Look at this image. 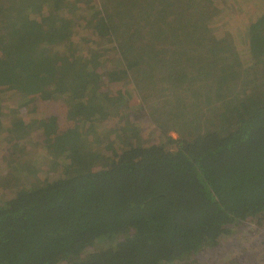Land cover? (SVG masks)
<instances>
[{
	"label": "trees",
	"instance_id": "1",
	"mask_svg": "<svg viewBox=\"0 0 264 264\" xmlns=\"http://www.w3.org/2000/svg\"><path fill=\"white\" fill-rule=\"evenodd\" d=\"M98 1L0 0V87L22 99H60L73 122L65 140L48 150L51 159L65 160L58 174L21 188L14 183L0 198V264H194L196 254L216 247L234 225L264 214L260 85L227 105L216 128L199 131L189 122L178 139L145 144L131 118L109 127L107 139L95 130L127 113L128 94L111 93L106 82L126 77L141 62L140 52L163 59L201 46L205 27L227 0ZM252 19L247 50L259 60L264 11ZM77 27L91 31L95 47L81 50L85 38L74 40ZM103 38L113 43L117 64H110ZM224 83L236 94L220 74L218 85ZM37 121L32 125L47 144L57 119ZM13 125L0 120V132L22 130L24 120ZM9 165L18 180L35 171L17 157Z\"/></svg>",
	"mask_w": 264,
	"mask_h": 264
},
{
	"label": "rangeland",
	"instance_id": "2",
	"mask_svg": "<svg viewBox=\"0 0 264 264\" xmlns=\"http://www.w3.org/2000/svg\"><path fill=\"white\" fill-rule=\"evenodd\" d=\"M96 2L100 4V1ZM227 3L219 17L210 21L209 28L205 27L206 39L201 46L182 55H165L163 59L140 52L139 59L143 56L141 62L128 69L126 77L113 83L106 82V88L111 93L120 94L123 90L130 99L123 106L127 113L99 123L100 126L95 128L97 133L102 134V139L112 136L111 132L104 134L109 127L118 129L127 118L137 121L139 136L145 144L160 143L167 136L178 139L181 137L179 131L186 132L189 129V122H193L199 131L213 129L221 121L227 105L234 104L236 99L245 98L255 85L264 87V56L259 60H251L246 38V23L264 11L263 3L259 0H227ZM77 21L81 19L77 18ZM91 35L89 29L77 27L74 40L84 36L80 46L82 51L87 50L89 45L95 47L90 41ZM94 40L99 39L96 37ZM103 40L106 38L101 40V46L114 59L110 64H117L113 43ZM191 55L194 58L189 62L187 58ZM166 57L172 61L169 62ZM211 62H214L213 69H209ZM182 69L186 78L182 76ZM199 72L202 74L199 75ZM220 74L226 75V83L230 82L235 87L236 94H228L225 83L218 85ZM14 91L0 87V120L10 128L15 127L13 121L16 118L24 120L25 125L22 130L17 129L8 136L0 132L1 199L14 183L18 184L16 188H21L24 184H39L58 174L56 170L65 160L62 157L51 159L48 150L53 149L54 144L62 143L69 132L67 130L73 125L72 120L66 118L67 107L60 99H41L38 96L22 99ZM53 115L57 125L50 127L49 142L46 144L40 129L32 124L41 117ZM160 125L167 130L166 134L162 133ZM15 143H18L17 150H14ZM108 145L111 146L110 143ZM12 157L27 163L31 169L34 166V173L28 177L22 174L18 180L10 172ZM257 220L234 225L230 234L224 235L216 247L196 254L193 257L196 259L194 264H264V214Z\"/></svg>",
	"mask_w": 264,
	"mask_h": 264
}]
</instances>
